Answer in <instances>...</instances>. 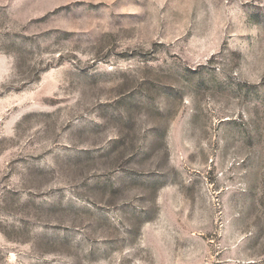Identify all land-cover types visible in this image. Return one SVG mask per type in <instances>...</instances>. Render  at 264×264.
<instances>
[{
	"label": "rangeland",
	"instance_id": "obj_1",
	"mask_svg": "<svg viewBox=\"0 0 264 264\" xmlns=\"http://www.w3.org/2000/svg\"><path fill=\"white\" fill-rule=\"evenodd\" d=\"M0 89V264L264 255V0H0Z\"/></svg>",
	"mask_w": 264,
	"mask_h": 264
},
{
	"label": "clouds",
	"instance_id": "obj_2",
	"mask_svg": "<svg viewBox=\"0 0 264 264\" xmlns=\"http://www.w3.org/2000/svg\"><path fill=\"white\" fill-rule=\"evenodd\" d=\"M0 90H2V89H0ZM234 175L236 177V186L240 187V188H244L246 178L241 179L243 177V173L237 172V173H234ZM237 199L241 200L242 207L246 209L247 204L243 203L242 198L237 197ZM217 206H219V205H217ZM239 214H240L239 209L232 212L233 216L239 215ZM222 227H224V226L222 225ZM246 234H250V230L246 231L244 228H240L239 231H236V230L230 231L228 233V235L226 236V239L230 240L234 245L240 244V242L244 240V235H246ZM249 256H253V259L257 260V261L264 259V255H261L260 251L258 250L254 254L248 253L247 255L242 256L239 260H237V264H253V261L248 259Z\"/></svg>",
	"mask_w": 264,
	"mask_h": 264
},
{
	"label": "snow or ice",
	"instance_id": "obj_3",
	"mask_svg": "<svg viewBox=\"0 0 264 264\" xmlns=\"http://www.w3.org/2000/svg\"><path fill=\"white\" fill-rule=\"evenodd\" d=\"M187 102V101H186Z\"/></svg>",
	"mask_w": 264,
	"mask_h": 264
}]
</instances>
